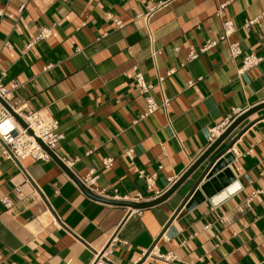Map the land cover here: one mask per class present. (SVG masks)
I'll return each mask as SVG.
<instances>
[{"label": "crops", "instance_id": "0c3cea01", "mask_svg": "<svg viewBox=\"0 0 264 264\" xmlns=\"http://www.w3.org/2000/svg\"><path fill=\"white\" fill-rule=\"evenodd\" d=\"M152 3L0 0L5 85L59 122L56 154L76 176L95 171L96 187L122 201L163 195L214 142L212 129L264 102V17L245 26L264 13V0H173L140 18ZM222 3L236 29L226 39ZM44 27L50 36L38 39ZM192 50L200 55L189 61ZM251 53L262 60L241 73ZM137 71L154 84L157 103L169 100L145 118ZM231 142L240 189L191 209L182 204L208 161L166 200L134 210L89 198L54 159L18 162L0 149V264H264V109L214 155Z\"/></svg>", "mask_w": 264, "mask_h": 264}, {"label": "built area", "instance_id": "2783aa9c", "mask_svg": "<svg viewBox=\"0 0 264 264\" xmlns=\"http://www.w3.org/2000/svg\"><path fill=\"white\" fill-rule=\"evenodd\" d=\"M173 0H151L152 5L148 7V12L145 14H140V18L149 19L153 12L164 7L165 5L171 3ZM225 4L222 3L219 6L217 15L222 18V25L224 34L221 39H226L232 33L235 32V25L231 19H228L224 15ZM22 8V7H21ZM5 8L0 4V17L3 15ZM264 17V13L252 19L246 23V28L254 24L256 21ZM119 27L122 26L121 21H117ZM50 36V29L44 27L40 30L38 39H47ZM218 40H212L206 43V45L201 49V52L207 51L208 49L217 45ZM243 53L238 43H233L230 45V56L231 58H237ZM188 60L191 61L200 55L197 51L192 50L188 54ZM261 58L256 56L254 53L244 54L243 63L240 68V72H246L258 65L261 62ZM176 69L170 70L168 75H172ZM264 76V73H263ZM5 74H0V125L4 124V128L0 126V149L1 155L6 159H15L18 162L25 158L32 157L36 161L47 162L52 160L51 155L48 150L56 153V147L59 141L63 138L60 132L59 122L55 119H50L44 117L40 112L30 111L26 105L14 99L11 94L10 89L4 83ZM163 77L159 78V82L163 81ZM135 82L140 94L145 96L147 103V110L142 115L141 118L147 117L159 110L161 107H167L169 100L165 99L162 104H159L150 95L151 90L154 88V84L145 80L144 75L137 71L135 73ZM4 102L9 109H11L22 121H19L12 112L4 106ZM246 110L234 111V114L223 122L220 126L212 129L210 132V140L215 141L230 125L231 123ZM131 151H129L130 154ZM114 159L105 158L102 163L103 166L108 169L113 165ZM81 183L91 192L95 193L104 198L119 200L116 191L114 195H109L105 189L99 190L96 187L98 175L95 171H91L88 175L84 177H78ZM3 203L9 206V200L7 198L3 199ZM165 259H169V256H165Z\"/></svg>", "mask_w": 264, "mask_h": 264}, {"label": "water", "instance_id": "95a60500", "mask_svg": "<svg viewBox=\"0 0 264 264\" xmlns=\"http://www.w3.org/2000/svg\"><path fill=\"white\" fill-rule=\"evenodd\" d=\"M8 109L9 107L4 103ZM264 109V102L260 103L250 109H247L244 113L239 115L231 125L208 147V149L193 163V165L180 177L176 183L170 187L163 195L157 199L149 202H135V201H122L101 197L88 190L76 176L63 162L56 153L48 150L52 159L57 161L63 169L72 177L73 181L80 187V189L91 199L117 205L126 206L134 210H141L153 205H156L166 200L198 167L208 161V165L204 172L193 186L189 195L182 204L186 209H191L203 202L206 198L210 199L214 204L225 200L228 196L237 192L240 187L235 183V176L230 169V164L235 160L234 154L230 151L233 142L228 144L222 151L214 155L217 149L223 144V142L232 134V132L247 118ZM12 114L19 120V117L9 109ZM22 122V121H21ZM214 155V156H213ZM213 156V157H212ZM212 157V158H211ZM211 158V159H210Z\"/></svg>", "mask_w": 264, "mask_h": 264}, {"label": "bare ground", "instance_id": "6f19581e", "mask_svg": "<svg viewBox=\"0 0 264 264\" xmlns=\"http://www.w3.org/2000/svg\"><path fill=\"white\" fill-rule=\"evenodd\" d=\"M0 126H1V128H4V126H5V125H4V124H2V125H0Z\"/></svg>", "mask_w": 264, "mask_h": 264}]
</instances>
